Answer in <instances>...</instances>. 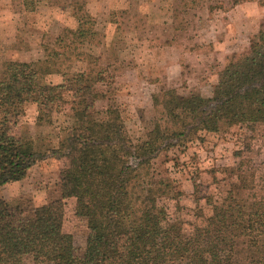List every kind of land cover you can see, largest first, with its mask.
Wrapping results in <instances>:
<instances>
[{
  "label": "trees",
  "instance_id": "trees-1",
  "mask_svg": "<svg viewBox=\"0 0 264 264\" xmlns=\"http://www.w3.org/2000/svg\"><path fill=\"white\" fill-rule=\"evenodd\" d=\"M194 3V2H193ZM76 29L65 28L52 45H42L34 62L5 60L0 70V188L23 180L48 156L63 158L59 171L61 199L32 210L22 219L0 198V264H255L239 260L240 248L264 242V160L236 178L227 197L211 204V215L186 235L169 223L160 197L171 193L168 179L158 178L155 161L175 146L185 148L201 133L224 134L233 127L250 136L264 127V30L252 38L248 52L228 61L217 75L211 96L161 89L151 96L156 118L144 140L134 143L116 104L95 108L94 86L109 76L83 46L96 40V19L85 0H72ZM79 63L81 81L55 82ZM43 80V82H42ZM47 81H52L48 82ZM38 105L41 116L70 105L73 126L56 149H41L34 140L16 136L21 108ZM246 140V139H245ZM75 199V215L86 220L88 236L77 257L71 234L64 231V199Z\"/></svg>",
  "mask_w": 264,
  "mask_h": 264
},
{
  "label": "rangeland",
  "instance_id": "rangeland-1",
  "mask_svg": "<svg viewBox=\"0 0 264 264\" xmlns=\"http://www.w3.org/2000/svg\"><path fill=\"white\" fill-rule=\"evenodd\" d=\"M72 0H0V70L5 60L34 62L43 58L42 45H52L65 28L76 29ZM96 19L95 41L83 49L94 55L109 76L93 88L95 108L104 110L107 100L116 104L134 143L144 140L156 118L151 96L161 89L179 94L211 96L217 75L225 64L245 55L250 41L264 30V0H85ZM194 2V3H193ZM85 65L48 80L81 81ZM52 81H47L52 82ZM43 82V80H42ZM38 105L21 108L16 136L31 138L43 150L56 149L73 121L70 105L41 116ZM185 148L175 146L160 153L155 173L168 179L171 193L158 200L167 208L169 223L186 235L204 225L211 204L227 197L236 184L230 169L246 172L264 160V127L248 141L251 151L243 158L250 136L233 127L224 134L201 133ZM246 139V140H245ZM63 158L52 156L36 163L26 177L0 188V198L17 209L22 219L32 210L61 199L59 171ZM64 231L73 237L75 254L85 249L88 228L75 215V199H64ZM260 248H240L239 260L264 264ZM115 260L113 264H119ZM23 264H34L26 257ZM169 264H179L169 261Z\"/></svg>",
  "mask_w": 264,
  "mask_h": 264
}]
</instances>
